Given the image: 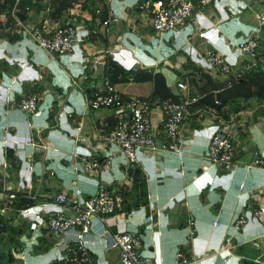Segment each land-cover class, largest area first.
Masks as SVG:
<instances>
[{"label": "crops", "instance_id": "crops-1", "mask_svg": "<svg viewBox=\"0 0 264 264\" xmlns=\"http://www.w3.org/2000/svg\"><path fill=\"white\" fill-rule=\"evenodd\" d=\"M28 1L32 5L25 13L27 20L15 11L0 16V168L11 162L14 169L6 185H19L13 203L7 200V186H0V225L11 228L0 232V242L11 245L5 247L8 264H63L65 238L50 236L44 227L37 236L30 231L31 223H45L60 210L57 194L65 192L79 201L78 191L85 200L95 196L102 183L119 191L132 186L121 148L104 139L118 126L123 112L94 111L86 105L96 88L108 85L125 98L152 102L151 120L160 146L166 140L162 104L178 103L189 95L199 97L204 106H192L190 121L182 128L183 156L140 151L149 214L141 207L110 216L107 223L94 217L87 243L91 264H121L119 252L108 247L110 232L140 236L141 254L155 264H177V253L190 264H264V219L252 217L254 206L264 200V166L254 165L255 153L264 161V97L250 101L249 107L242 100L231 103L225 121L213 105L226 92L227 81L205 61L208 52L217 51L231 65H240L243 57L232 50L231 42L255 30L262 39L259 56L264 72V29H258L255 21V15L264 11V0H216L184 29L165 35L151 27L153 7L139 9L155 0L110 4L93 0L94 12L111 9L120 22L106 28L99 26L104 17L94 13L82 19L65 13L55 23H84L86 28L73 53L57 55L39 49L18 25L21 21L46 30L42 20L50 0ZM181 82L187 90L178 87ZM30 93L39 94L41 101L37 113L28 116L12 104ZM226 122L234 133L236 165L231 172L206 158L212 136ZM31 139L46 150L33 149ZM76 155L110 160L112 169L99 176L85 174ZM242 214L250 223L227 256L221 253L225 237L233 233L234 221ZM191 223L196 231L192 238Z\"/></svg>", "mask_w": 264, "mask_h": 264}, {"label": "built area", "instance_id": "built-area-1", "mask_svg": "<svg viewBox=\"0 0 264 264\" xmlns=\"http://www.w3.org/2000/svg\"><path fill=\"white\" fill-rule=\"evenodd\" d=\"M19 1L17 0V3ZM113 1L104 0L107 4ZM215 1L160 0L152 4L149 2L143 3L139 9L144 11L153 7L151 27L157 34L165 35L184 29L195 14L211 7ZM51 13V8L46 7L45 16L42 20L46 30L40 29L38 26L24 25L21 21H17V23L33 39L39 49L49 54L73 53L78 35L81 30L86 28L85 24L68 23L61 26L52 21ZM96 16L102 17L103 10L98 8ZM255 21L258 29H264V11L255 15ZM119 22L120 19L114 11L109 9L107 10L106 20L99 21V26L108 28L110 24ZM261 40L258 31L251 30L231 42L232 50L243 57L241 64L236 67L231 65L228 59L217 51L208 52L205 61L218 76L227 81L228 87H231L233 81L236 82L244 78L246 74L257 68ZM245 58H248V61ZM141 68L145 69V67ZM138 70V67L134 68V72ZM147 70L152 72L149 69ZM178 87L184 91L188 89L187 85L182 82L178 84ZM199 100V97L185 95L178 103L168 100L160 106L164 120L163 131L166 137L165 143L161 146L158 145L154 135V126L151 120L154 106L148 98H125L116 87L108 85L104 88H96L93 95L86 99V105L94 111L109 109L123 112L118 126L104 139L109 143L117 144L121 148L122 155L127 161L128 184L133 185L134 179L129 173L139 169V153L141 150H147L153 155L162 153H175L179 157L184 155L182 128L190 121L192 106L197 104ZM40 101L39 94L30 93L21 98L20 101L12 104V106L14 109L16 108L31 116L37 113ZM31 143L33 149L37 151L46 150L45 146L36 139H31ZM76 157L80 160L82 171L85 174L99 176L109 173L112 169V161L110 160L102 163L98 159H90L86 156L76 155ZM254 157V165L263 167L264 161L259 153H255ZM206 158L213 166L221 167L228 172L234 170L236 165L234 133L230 123H222L216 130L209 143ZM13 169L14 165L11 162L1 166L0 186H7L6 183L10 177L8 173ZM50 175L54 176L55 173L52 172ZM18 186L16 183L7 186L6 197L10 203L15 202L17 199ZM76 196L80 199L79 201H74L65 192L57 194L55 201L60 210L45 223H31L30 231L33 236H37L40 229L44 227L50 236L55 238L64 237L66 244L63 254L60 256L63 264H91L93 257L87 243L92 235V219L101 217L102 221L107 223L108 217L121 214L123 210L122 191L102 183L95 196L83 200L81 199L83 196L82 191H78ZM252 217L254 219H264V200L254 206ZM149 221L153 222V217H150ZM249 223L250 219L246 214H242L235 219L232 227L233 233L225 237L221 253H225L227 256L231 255L235 240ZM2 226L0 225V228ZM193 227L194 224L191 223V238L196 234ZM107 237L108 247L119 252L121 264H155L145 260L141 254L142 242L140 236L132 233L110 232ZM176 258L177 264L191 263L181 253H177Z\"/></svg>", "mask_w": 264, "mask_h": 264}, {"label": "trees", "instance_id": "trees-1", "mask_svg": "<svg viewBox=\"0 0 264 264\" xmlns=\"http://www.w3.org/2000/svg\"><path fill=\"white\" fill-rule=\"evenodd\" d=\"M99 1L102 3L104 2V0ZM156 1L160 0H155L154 3ZM0 2L3 3L2 6H0V16L6 17L8 13L15 11L19 14L21 19L27 20V18L25 17V13L27 11V8L30 9V6L32 5L30 1L20 0L17 3V0H0ZM92 2L93 0H50L49 4L52 10L51 19L52 21L57 22L65 13H74L79 17L78 19L88 18V16L92 13L96 14V11L94 12L92 10ZM150 14L152 15V13ZM102 17H104V20H106L107 12H105ZM258 59L259 61L257 68L251 71L249 74H246L244 78L236 82L233 81V85L231 87H228V85H226V92L221 93V97L217 99L218 105H213L214 108H216L215 110H217L219 116H221L225 121L229 120L228 116L226 115L227 112L225 110L231 103L242 100V102L245 101L247 107H249L250 101L254 99H263L261 97H264V72L262 71V60L260 56H258ZM212 98L213 97L210 96L208 100H211ZM198 103V107L204 106L203 102L199 101ZM101 162L103 163L105 161ZM129 174L131 175V177H133L134 184L131 187H124V189L121 190L123 197L122 213L130 214L133 209L144 207V210L148 215L149 197L146 179L140 169L131 171ZM2 225L3 226L0 228V232H10V226L5 223Z\"/></svg>", "mask_w": 264, "mask_h": 264}, {"label": "water", "instance_id": "water-1", "mask_svg": "<svg viewBox=\"0 0 264 264\" xmlns=\"http://www.w3.org/2000/svg\"><path fill=\"white\" fill-rule=\"evenodd\" d=\"M0 264H8V259L6 258L5 253V244L3 242H0Z\"/></svg>", "mask_w": 264, "mask_h": 264}, {"label": "rangeland", "instance_id": "rangeland-1", "mask_svg": "<svg viewBox=\"0 0 264 264\" xmlns=\"http://www.w3.org/2000/svg\"><path fill=\"white\" fill-rule=\"evenodd\" d=\"M261 47H263V46H262V40H261ZM260 49H261V48H260ZM27 240H28V239H27ZM27 240H26V241H27ZM5 247H6V250H7V249H10L11 245L6 243ZM6 253H7V252H6Z\"/></svg>", "mask_w": 264, "mask_h": 264}]
</instances>
